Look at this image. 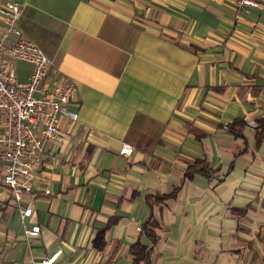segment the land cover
I'll return each mask as SVG.
<instances>
[{
	"label": "crops",
	"instance_id": "crops-1",
	"mask_svg": "<svg viewBox=\"0 0 264 264\" xmlns=\"http://www.w3.org/2000/svg\"><path fill=\"white\" fill-rule=\"evenodd\" d=\"M14 1L23 36L76 81L79 118L45 141L24 221L0 162V264H132L150 216L152 264H264V0L250 14L235 0ZM242 117L245 137L229 128Z\"/></svg>",
	"mask_w": 264,
	"mask_h": 264
},
{
	"label": "built area",
	"instance_id": "built-area-1",
	"mask_svg": "<svg viewBox=\"0 0 264 264\" xmlns=\"http://www.w3.org/2000/svg\"><path fill=\"white\" fill-rule=\"evenodd\" d=\"M238 11L250 14L262 6L261 0H235ZM22 6L7 0L0 6L5 30L0 35V162L2 181L11 189L14 201L19 204L23 221L33 212V191L48 138L57 137L61 116L79 118L75 106L78 85L64 76L43 48L23 36L18 20ZM24 59L33 63V70L26 80H21L13 60ZM132 144L125 142L120 152L131 155ZM52 190L45 189L49 194ZM31 199L22 202L26 195ZM41 225L26 229L31 236H38ZM56 255L41 261L31 259L26 264H52Z\"/></svg>",
	"mask_w": 264,
	"mask_h": 264
},
{
	"label": "trees",
	"instance_id": "trees-1",
	"mask_svg": "<svg viewBox=\"0 0 264 264\" xmlns=\"http://www.w3.org/2000/svg\"><path fill=\"white\" fill-rule=\"evenodd\" d=\"M249 122L245 118H235L232 122H229V128L236 134L245 137V133L243 128ZM255 138L257 144H260L264 140V116L257 120L255 124ZM194 166H199V164H195ZM204 168L201 169L203 171ZM187 177H193V170L190 168L187 171ZM179 186L172 193L166 194H158L153 195L148 200L150 205L153 207L155 203L159 201H163L170 196H175L177 189ZM158 222L153 216H150L148 220H146L142 226L141 233L138 239L132 244L130 248V253L132 256V264H152V251L153 245L157 240V229ZM146 236V240L143 236Z\"/></svg>",
	"mask_w": 264,
	"mask_h": 264
}]
</instances>
